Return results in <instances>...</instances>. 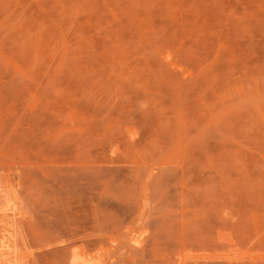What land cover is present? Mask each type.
<instances>
[{"label": "rangeland", "instance_id": "obj_1", "mask_svg": "<svg viewBox=\"0 0 264 264\" xmlns=\"http://www.w3.org/2000/svg\"><path fill=\"white\" fill-rule=\"evenodd\" d=\"M0 182V264H264V0H0Z\"/></svg>", "mask_w": 264, "mask_h": 264}, {"label": "bare ground", "instance_id": "obj_2", "mask_svg": "<svg viewBox=\"0 0 264 264\" xmlns=\"http://www.w3.org/2000/svg\"><path fill=\"white\" fill-rule=\"evenodd\" d=\"M18 198L19 197L16 196V192L12 191L9 187L6 191H4L2 193L0 192V226L2 225L3 222L8 221V220L10 221L11 217H13V216L17 217L16 213L18 211ZM23 199H24V197H23ZM2 210H4V211H2ZM6 219H8V220H6ZM11 222L12 221H10V223ZM97 264H102V263L98 262Z\"/></svg>", "mask_w": 264, "mask_h": 264}]
</instances>
